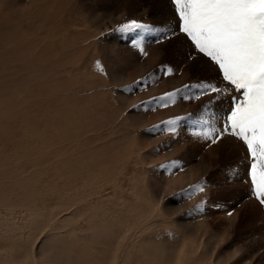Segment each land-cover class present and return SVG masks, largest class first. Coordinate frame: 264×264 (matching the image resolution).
<instances>
[{"label": "rangeland", "instance_id": "1", "mask_svg": "<svg viewBox=\"0 0 264 264\" xmlns=\"http://www.w3.org/2000/svg\"><path fill=\"white\" fill-rule=\"evenodd\" d=\"M173 10L169 0H0V264H208L206 227L226 230L218 256L234 264L224 245L240 247L235 233L264 210L214 192L235 172L209 167L215 147H239L193 133L222 122L229 100L217 111L209 97L182 98L213 73L185 61ZM133 19L155 30L112 31ZM162 32L180 38L155 43ZM137 35L147 56L132 47ZM176 117L186 118L175 134L153 128ZM171 161L183 171L158 167ZM229 201L241 208L235 228L215 208Z\"/></svg>", "mask_w": 264, "mask_h": 264}, {"label": "snow or ice", "instance_id": "2", "mask_svg": "<svg viewBox=\"0 0 264 264\" xmlns=\"http://www.w3.org/2000/svg\"><path fill=\"white\" fill-rule=\"evenodd\" d=\"M169 3L174 7L172 16L177 19L176 32L189 44V51L182 53L185 61L191 63L194 71L213 73L201 77L195 85H185L184 90L194 91L182 98L199 101L209 97V110L217 111L221 110L225 97L229 100V110L222 122L206 125L203 131L193 135L208 146L231 139L244 150L249 161L246 168L249 198L264 208V0H169ZM165 24L166 21H161L160 27ZM140 29L155 30L133 19L112 31L131 33ZM179 38L175 33L162 32L154 42L160 44ZM132 47L142 56L148 55L142 40H132ZM201 64L204 65L202 69ZM165 74H174L173 69L167 68ZM180 91L161 95L159 106L167 108L175 104ZM185 118L162 121L153 128L175 134L177 121ZM158 167L170 174L183 171L178 161ZM199 191H204V186ZM233 214L232 211L227 213L229 217Z\"/></svg>", "mask_w": 264, "mask_h": 264}, {"label": "bare ground", "instance_id": "3", "mask_svg": "<svg viewBox=\"0 0 264 264\" xmlns=\"http://www.w3.org/2000/svg\"><path fill=\"white\" fill-rule=\"evenodd\" d=\"M141 38H142V36H140V35L133 36L131 41L132 40H140ZM153 47H155V46H153ZM199 102H200V100H199ZM221 148L222 147H219V146L215 147L216 152L220 153V154H217V156H214L215 158H213V160L210 161L208 164L209 167L213 168V166L217 165L218 168L220 166L222 168H225V164L222 162H226L230 165H233L232 170H235V172H227V171H225V169H223L222 171L223 172L225 171V172L222 175L221 179L224 181H223V183L221 182L220 188L223 189L224 191L223 190H214V192H216V194L218 196L228 195V197H232L233 195H236L238 197L239 201L243 204L252 203V204L259 205V203L257 201L249 198L250 183L247 182V174H246V168L248 167L249 161L245 158L244 151L239 149V148L238 149L234 148V150L232 152L222 153L223 150H221ZM212 150H214V148ZM237 152L239 153L238 155H237ZM215 155H216V153H215ZM191 176H192V174L188 173L187 175H183L181 180L182 181L190 180ZM228 176H231L234 179V187L235 188L231 191L226 189L225 186H223V184L226 185L225 181L228 178ZM188 203H190V202H188ZM184 205H186V204H184ZM181 206H183V205H181ZM215 208H217L218 212L221 215H223V214L227 215V213L229 211H232L234 213L233 216H231L232 220H231V223L229 224V227L235 228L236 225L237 226L242 225V224H238V222H237L239 218L236 216H237V214L239 216V213H240L239 211L241 209L240 206L237 205V203H234L231 201L227 202L226 204L220 203V204H216ZM262 209L264 210V208H262ZM261 214L262 213L260 211V212L252 214V216L250 217L251 223L252 222L256 223L254 229L251 228L248 231H246L245 228H240L239 234H238V232L235 233L236 236L238 237V239H235V241H236V243H240V247L232 248L231 246L224 245L223 249L226 253L227 259H226V261H223V262H227L229 259H235V261H233L234 264H264V218L261 217ZM259 218H260V220L257 222V220ZM202 226H203V224H202ZM226 226H227V224H226ZM205 231L206 232L209 231V234L206 236V239H205L206 240V244H205L206 249H208V254L210 255L209 258L207 257L208 258V264H221L220 256H218V249H221V246L223 244H225V240L228 237V235H227L228 233H226V230H225V231L221 232V234H218V233H215L214 230H212L209 227H206ZM194 233L195 234L196 233L197 234L202 233V228L200 227ZM181 251H182V249H181ZM182 254H181V257H182ZM238 256L240 258H238Z\"/></svg>", "mask_w": 264, "mask_h": 264}]
</instances>
